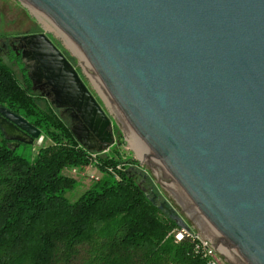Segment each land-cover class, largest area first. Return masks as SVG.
Wrapping results in <instances>:
<instances>
[{
	"label": "water",
	"instance_id": "water-1",
	"mask_svg": "<svg viewBox=\"0 0 264 264\" xmlns=\"http://www.w3.org/2000/svg\"><path fill=\"white\" fill-rule=\"evenodd\" d=\"M19 1L226 264H264V0ZM20 40L32 86L43 79L49 103L78 120L76 141L110 146L109 118L62 52L44 32ZM0 132L13 146L39 135L2 106ZM148 199L189 230L164 201Z\"/></svg>",
	"mask_w": 264,
	"mask_h": 264
},
{
	"label": "trees",
	"instance_id": "trees-1",
	"mask_svg": "<svg viewBox=\"0 0 264 264\" xmlns=\"http://www.w3.org/2000/svg\"><path fill=\"white\" fill-rule=\"evenodd\" d=\"M4 58L0 106L49 143L25 157L15 151L22 142L0 132V264H205L189 238L174 239L175 221L145 195L119 142L103 152L82 147L20 58ZM87 166L99 174H86L91 182L68 200L77 180L65 171Z\"/></svg>",
	"mask_w": 264,
	"mask_h": 264
},
{
	"label": "rangeland",
	"instance_id": "rangeland-1",
	"mask_svg": "<svg viewBox=\"0 0 264 264\" xmlns=\"http://www.w3.org/2000/svg\"><path fill=\"white\" fill-rule=\"evenodd\" d=\"M44 32L60 49L65 58L69 61V63L73 66V68L78 73L79 78L85 84L89 92L96 99L101 109L103 110L105 116L109 118L108 129L110 131L115 132L117 134V138H115L113 134V142H119L118 149L122 157L132 159L135 163L132 164V169L134 174L137 177V183L144 190L147 196L153 197L156 204H159L160 201H164L165 204L172 208L174 212L182 219L183 223L188 226L189 231L197 232L189 222L178 212V210L174 207L168 197L164 194L161 188L157 185L151 175L147 172L144 166L140 163L137 157L134 155L132 149L130 148L126 138L112 119L111 115L89 84L88 80L80 70V68L72 61V59L64 52V50L57 44V42L49 35V33L41 26V24L34 18V16L26 9V7L19 0H0V45L2 42L8 43L9 49L2 48L0 46V54L5 57L3 61H6L11 53L18 54L20 57V61L24 63L26 67V71L29 72V69L26 65L30 66L29 61H23L21 58V50L18 45L21 44L20 37L25 34L34 33V32ZM7 40H11V42H7ZM16 40V41H15ZM13 51V52H12ZM25 53V52H23ZM7 55V56H6ZM15 56V55H14ZM33 89L38 91L41 95L45 96L49 101L52 98V94L49 92V86L45 83L43 79H41L38 83H35ZM58 114L69 124L72 126L73 124L78 123V120L72 116L69 108L65 106H56L52 104ZM39 136V135H38ZM37 137L32 139L31 143H20L15 147V151L21 153L23 156L28 157L31 154V147L33 151L36 150L37 146L40 144L49 143L48 140H41L39 143L36 142ZM95 140L93 142V146L96 147L99 144L97 138L93 137ZM117 139V140H116ZM108 148V147H107ZM99 150L96 151V148H93L94 152H103L107 150ZM66 174L73 175L77 180V185L70 191L65 193V196L68 200H74L77 195L84 190L88 184L91 182L90 178L86 175H97L99 174L96 169L92 166H87L84 168H77L73 171L71 169H67L65 171ZM198 233V232H197ZM200 235V234H199Z\"/></svg>",
	"mask_w": 264,
	"mask_h": 264
},
{
	"label": "built area",
	"instance_id": "built-area-1",
	"mask_svg": "<svg viewBox=\"0 0 264 264\" xmlns=\"http://www.w3.org/2000/svg\"><path fill=\"white\" fill-rule=\"evenodd\" d=\"M41 140L42 136L39 135L36 142L39 143ZM71 170L73 171L74 169ZM89 176L94 177L93 175ZM183 235L193 242V251L204 259L205 264H226V262L214 251L202 236L199 235V233L177 228L174 233V239L180 240Z\"/></svg>",
	"mask_w": 264,
	"mask_h": 264
},
{
	"label": "flooded vegetation",
	"instance_id": "flooded-vegetation-1",
	"mask_svg": "<svg viewBox=\"0 0 264 264\" xmlns=\"http://www.w3.org/2000/svg\"><path fill=\"white\" fill-rule=\"evenodd\" d=\"M45 35H46V34H45ZM46 36H47V35H46ZM47 37H48V36H47ZM48 38H49V37H48ZM49 40L55 45V47H56L58 50H60L59 47H58V46H57V45H56V44H55L50 38H49ZM15 41H16V40H15ZM7 42H11V40H7ZM7 45H8V43L6 44V43L2 42L1 45H0V46H1V49H2V48L9 49V47H8L9 45H8V46H7ZM9 50H10V49H9ZM12 52H13V51H12ZM13 54H14V52H13ZM14 55H15V56H18V54H17V55L14 54ZM18 57H19V56H18ZM19 58H20V57H19Z\"/></svg>",
	"mask_w": 264,
	"mask_h": 264
},
{
	"label": "bare ground",
	"instance_id": "bare-ground-1",
	"mask_svg": "<svg viewBox=\"0 0 264 264\" xmlns=\"http://www.w3.org/2000/svg\"><path fill=\"white\" fill-rule=\"evenodd\" d=\"M77 131H78L79 134L83 135V130H82L81 127H78V128H77Z\"/></svg>",
	"mask_w": 264,
	"mask_h": 264
}]
</instances>
